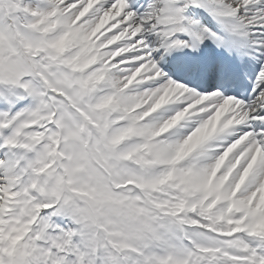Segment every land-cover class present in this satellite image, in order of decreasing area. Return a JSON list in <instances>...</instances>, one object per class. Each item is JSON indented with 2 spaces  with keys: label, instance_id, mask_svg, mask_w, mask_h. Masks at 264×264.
I'll return each instance as SVG.
<instances>
[{
  "label": "snow or ice",
  "instance_id": "obj_1",
  "mask_svg": "<svg viewBox=\"0 0 264 264\" xmlns=\"http://www.w3.org/2000/svg\"><path fill=\"white\" fill-rule=\"evenodd\" d=\"M0 264H264V0H0Z\"/></svg>",
  "mask_w": 264,
  "mask_h": 264
}]
</instances>
